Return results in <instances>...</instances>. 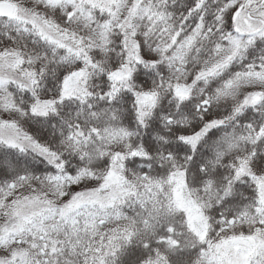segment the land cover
<instances>
[{"label": "snow or ice", "instance_id": "obj_1", "mask_svg": "<svg viewBox=\"0 0 264 264\" xmlns=\"http://www.w3.org/2000/svg\"><path fill=\"white\" fill-rule=\"evenodd\" d=\"M0 264H264V0H0Z\"/></svg>", "mask_w": 264, "mask_h": 264}]
</instances>
